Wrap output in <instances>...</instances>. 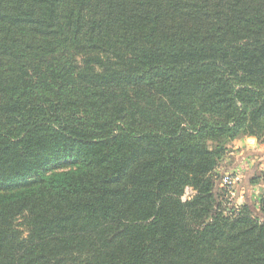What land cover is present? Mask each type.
I'll list each match as a JSON object with an SVG mask.
<instances>
[{"label": "trees", "instance_id": "16d2710c", "mask_svg": "<svg viewBox=\"0 0 264 264\" xmlns=\"http://www.w3.org/2000/svg\"><path fill=\"white\" fill-rule=\"evenodd\" d=\"M242 136L264 0H0V264H264V193L213 174Z\"/></svg>", "mask_w": 264, "mask_h": 264}, {"label": "rangeland", "instance_id": "374dc122", "mask_svg": "<svg viewBox=\"0 0 264 264\" xmlns=\"http://www.w3.org/2000/svg\"><path fill=\"white\" fill-rule=\"evenodd\" d=\"M243 141L245 143H242ZM248 142L251 144L247 145ZM251 146H253V148ZM246 149L249 150V153L245 154ZM238 152L240 153L237 154ZM242 153L243 155H240ZM226 158L228 159V162L225 161ZM262 158L264 159V138L261 140H257L254 137L242 136L230 142L226 155L220 161L218 167L213 173L214 177L216 178V187H217L216 191L217 189L219 190L221 188V183H220L221 177L225 173L234 174L238 176L239 178L238 181L233 185L234 187H233L232 193L226 192V195L224 196L226 200L228 201V203L226 204H229L235 207H238L241 204H244L241 197L238 195V191H236L237 184L239 182L242 183L244 181L243 173H244V170L247 168V166H251L252 164H255L256 162H260V159ZM252 176H256L254 172H253V175L252 174L251 176L249 175L248 178H252ZM258 185L260 188L261 186H264V183L259 182ZM258 196L259 195H257V197H255V195L250 196L248 199L249 200L248 203H249L252 213L260 217L259 209H258L259 208L258 207V199H259Z\"/></svg>", "mask_w": 264, "mask_h": 264}, {"label": "crops", "instance_id": "0c3cea01", "mask_svg": "<svg viewBox=\"0 0 264 264\" xmlns=\"http://www.w3.org/2000/svg\"><path fill=\"white\" fill-rule=\"evenodd\" d=\"M242 143H245V142L243 141ZM249 144H251V143L248 142L247 145H249ZM251 147L253 148V146H251ZM246 148H247V146H246ZM239 153L240 152H238L237 154H239ZM246 153H249V150L246 149L245 154ZM240 155H243V153ZM225 161L228 162V159L226 158ZM263 169H264V159L262 158V159H260V162H256L255 164H252L251 166H247V168L244 170V173H243L244 174V176H243L244 181L242 183L239 182L237 184V189H236V191H238V195L241 197L243 202H248L249 197L252 195H255V197H257V195H259L258 197H260V195L262 194L261 192L264 193V186H261L259 188L258 183H251L250 178H248L249 175L250 176H251V174L253 175V172L255 174V173H257Z\"/></svg>", "mask_w": 264, "mask_h": 264}, {"label": "built area", "instance_id": "2783aa9c", "mask_svg": "<svg viewBox=\"0 0 264 264\" xmlns=\"http://www.w3.org/2000/svg\"><path fill=\"white\" fill-rule=\"evenodd\" d=\"M238 176L234 175V174H228L225 173L222 177H221V186H224L226 188H228V192L232 193L233 190V185L238 181ZM193 193L192 189L187 187L184 190L183 195L181 196L182 200L188 199L191 194Z\"/></svg>", "mask_w": 264, "mask_h": 264}]
</instances>
